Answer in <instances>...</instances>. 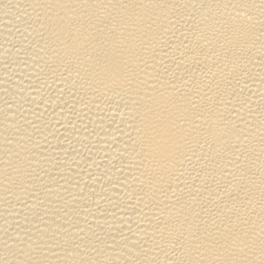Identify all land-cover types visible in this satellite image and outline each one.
Masks as SVG:
<instances>
[{"label": "bare ground", "instance_id": "1", "mask_svg": "<svg viewBox=\"0 0 264 264\" xmlns=\"http://www.w3.org/2000/svg\"><path fill=\"white\" fill-rule=\"evenodd\" d=\"M0 264H264V0H0Z\"/></svg>", "mask_w": 264, "mask_h": 264}]
</instances>
